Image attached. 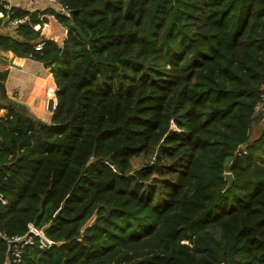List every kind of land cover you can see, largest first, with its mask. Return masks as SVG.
<instances>
[{"label": "trees", "instance_id": "1", "mask_svg": "<svg viewBox=\"0 0 264 264\" xmlns=\"http://www.w3.org/2000/svg\"><path fill=\"white\" fill-rule=\"evenodd\" d=\"M59 1L63 46L41 11L0 18L57 99L38 122L0 72V264L29 223L59 243L22 264H264V0Z\"/></svg>", "mask_w": 264, "mask_h": 264}, {"label": "crops", "instance_id": "2", "mask_svg": "<svg viewBox=\"0 0 264 264\" xmlns=\"http://www.w3.org/2000/svg\"><path fill=\"white\" fill-rule=\"evenodd\" d=\"M14 6L29 11H41L38 12V18L46 19L43 21L46 26L41 33L61 46L65 27L57 21L54 14L43 13L46 5L40 1L29 3L26 0H11L4 8L6 10L9 7L10 10ZM4 71L7 72L3 81L6 96L15 103L14 105L28 111L38 121L49 123L53 111L47 109L48 99L54 97L55 104L57 101L56 86L50 67L30 57L0 50V72ZM0 112L5 114L7 109L0 108Z\"/></svg>", "mask_w": 264, "mask_h": 264}, {"label": "built area", "instance_id": "3", "mask_svg": "<svg viewBox=\"0 0 264 264\" xmlns=\"http://www.w3.org/2000/svg\"><path fill=\"white\" fill-rule=\"evenodd\" d=\"M6 1L9 3L11 0H6ZM26 1H28L29 3L40 1L44 4L51 5L52 7H54L56 11L61 12L68 19L71 18V10L67 6L63 5L59 0H26ZM9 14H10V10L9 7H7L5 12L0 11V18L4 16H8ZM22 20L23 19H18L15 20L14 22H21ZM45 26L46 23L44 22L36 23L33 25V29L42 32ZM62 38L63 39L61 46H63L65 41L67 40L66 28H64L63 30ZM41 47H42V42L37 43L35 48L41 49ZM5 114L0 112V118H5ZM259 114L264 115V83L260 86L259 99L255 104L253 110V115H259ZM1 201L2 203H5L4 200L1 199ZM5 239L9 244V254L7 255L6 264H22L24 251L29 245L36 244L39 248L48 249L51 246L59 243L47 237L42 228H39L32 223L28 224L27 231L24 234L12 235Z\"/></svg>", "mask_w": 264, "mask_h": 264}, {"label": "water", "instance_id": "4", "mask_svg": "<svg viewBox=\"0 0 264 264\" xmlns=\"http://www.w3.org/2000/svg\"><path fill=\"white\" fill-rule=\"evenodd\" d=\"M71 27L80 35V37L87 40L86 37L84 36V34L81 32V30L77 26H75L73 23H71ZM44 65H46V64L44 63ZM56 103H57V101H56ZM55 107H56L55 98L54 97L49 98L48 102H47L48 111H54ZM38 122H41V121H38ZM113 169L115 171H118L117 166H113ZM224 179L227 181L226 188H228L232 182L231 174L229 172H225L224 173Z\"/></svg>", "mask_w": 264, "mask_h": 264}, {"label": "rangeland", "instance_id": "5", "mask_svg": "<svg viewBox=\"0 0 264 264\" xmlns=\"http://www.w3.org/2000/svg\"><path fill=\"white\" fill-rule=\"evenodd\" d=\"M262 127V123L261 124H258L257 126H256V128L255 129H253V135L254 136H256V134H257V131L260 129ZM141 164V161L140 160H136L135 162H134V166H136V165H140ZM94 219V217H92V219L90 220V221H92Z\"/></svg>", "mask_w": 264, "mask_h": 264}]
</instances>
